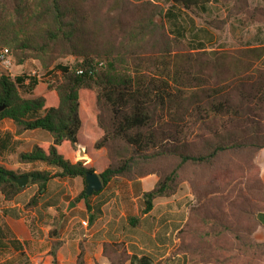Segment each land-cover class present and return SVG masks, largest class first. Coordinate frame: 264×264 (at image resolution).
<instances>
[{"label":"trees","instance_id":"16d2710c","mask_svg":"<svg viewBox=\"0 0 264 264\" xmlns=\"http://www.w3.org/2000/svg\"><path fill=\"white\" fill-rule=\"evenodd\" d=\"M167 1L164 8L148 0H0V49L18 65L36 60L46 85L35 95L38 75L0 74V122L50 138L17 156L49 168L22 173L28 185L41 190L53 178L79 177L78 198L86 200L96 194L85 193L87 172L103 187L155 175L154 187L137 198L145 214L187 183L193 203L174 254L188 264H264V180L255 163L264 149V45L207 48L208 30L184 27L183 15L206 13L218 0ZM224 1L248 23L264 19L248 0ZM162 20L172 23L170 32ZM83 128L94 135L91 164L105 160L99 172L86 165ZM10 175L20 176L0 165L8 201L28 186L18 188ZM59 246L51 247L52 264ZM106 247L110 264H158Z\"/></svg>","mask_w":264,"mask_h":264},{"label":"crops","instance_id":"0c3cea01","mask_svg":"<svg viewBox=\"0 0 264 264\" xmlns=\"http://www.w3.org/2000/svg\"><path fill=\"white\" fill-rule=\"evenodd\" d=\"M256 41L247 45H264V38ZM49 140L48 135L36 131L17 134L10 121H1L0 165L19 175L48 170L42 163L21 164L17 156ZM255 163L264 180V149L257 152ZM156 181L155 175L136 182L113 181L85 200L78 198L84 188L83 180L65 175L48 181L41 190L28 185L9 201L0 195V243L4 245L0 253L7 250L16 256L14 264H52L50 250L53 243L59 242L56 264H77L79 256L83 264H110L109 248L105 246H121L128 256H145L158 264H188L185 254L174 253L176 233L193 203L190 187L169 198L155 199L151 210L140 214L137 198L141 192L151 190ZM35 195V202L28 205ZM259 217L264 224V213ZM3 262L0 260V264Z\"/></svg>","mask_w":264,"mask_h":264},{"label":"rangeland","instance_id":"374dc122","mask_svg":"<svg viewBox=\"0 0 264 264\" xmlns=\"http://www.w3.org/2000/svg\"><path fill=\"white\" fill-rule=\"evenodd\" d=\"M134 3H139L142 1L147 0H130ZM155 2L156 4H159L163 6L164 8H167L169 6V2L167 0H148ZM250 6L252 8H262L264 9V1L262 0H249ZM231 3L227 1H220L216 3H212L209 5L208 13H199L196 17L193 15L190 16L188 14L183 15V26L188 27L191 22L195 24L198 27H205L208 30L207 37L209 38L210 42L207 43V48L212 49H232V48H238L241 46H246L249 43L255 44L257 39L264 38V19L261 20L260 23H248L244 20V17L242 15H231L229 13ZM226 20V24L222 26L219 30H214L209 28L206 23L210 21H221ZM163 24L165 25L167 31H171L173 29L172 23L169 20H162ZM12 65L9 69H5L0 65V74L8 75L9 77L13 78L15 76L19 75H38V78L40 79V83L37 86L35 90V95H39L44 92L46 89V85L43 82L42 75L40 74V65L36 60H28L23 65H18L14 62L13 57L11 58ZM64 64H73L74 60L71 59H65L63 60ZM93 133L89 132V130H86L83 128L82 132H80L79 140L81 143L85 145L86 148L90 147V149H87V152L91 155L92 148V138ZM91 157V156H90ZM15 158V157H14ZM14 158H10L13 160ZM16 162V159H15ZM15 164V163H12ZM105 165V160L102 158H98V160L91 164V166L95 167L96 169H102ZM185 185V186H183ZM183 186V187H182ZM190 187L187 183H184L181 185L178 192H181V190L185 189V187ZM191 192V189H189ZM3 201L0 197V207H2ZM10 259V260H7ZM0 260H5L3 264H14L16 259V256H14L12 253L8 252L7 250L0 253Z\"/></svg>","mask_w":264,"mask_h":264},{"label":"water","instance_id":"95a60500","mask_svg":"<svg viewBox=\"0 0 264 264\" xmlns=\"http://www.w3.org/2000/svg\"><path fill=\"white\" fill-rule=\"evenodd\" d=\"M2 108L3 107H0V110ZM9 179L14 182L20 189L24 188L29 183V178L27 175H20L18 177L10 175ZM85 182L86 195H91L93 193L99 192L103 187L102 182L96 173L87 172L85 174Z\"/></svg>","mask_w":264,"mask_h":264},{"label":"built area","instance_id":"2783aa9c","mask_svg":"<svg viewBox=\"0 0 264 264\" xmlns=\"http://www.w3.org/2000/svg\"><path fill=\"white\" fill-rule=\"evenodd\" d=\"M0 65L5 69H9L12 65L10 53L6 48L0 49Z\"/></svg>","mask_w":264,"mask_h":264}]
</instances>
